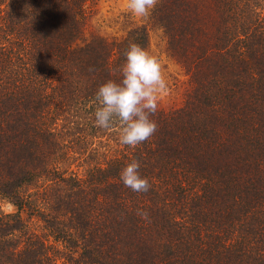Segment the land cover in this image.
<instances>
[{"label": "trees", "instance_id": "1", "mask_svg": "<svg viewBox=\"0 0 264 264\" xmlns=\"http://www.w3.org/2000/svg\"><path fill=\"white\" fill-rule=\"evenodd\" d=\"M93 1L0 0V264H264V0H159L186 87L135 148L95 94L150 28L86 35Z\"/></svg>", "mask_w": 264, "mask_h": 264}, {"label": "clouds", "instance_id": "2", "mask_svg": "<svg viewBox=\"0 0 264 264\" xmlns=\"http://www.w3.org/2000/svg\"><path fill=\"white\" fill-rule=\"evenodd\" d=\"M159 0H127V7L136 16L147 18ZM122 79L108 80L96 94L95 125L108 130L119 125L120 144L135 148L157 131L152 117L157 113L161 97L168 92L164 68L159 58L137 43H131L125 52ZM139 161L133 159L120 172L126 188L146 193L152 185L140 172ZM137 215L148 218L147 212Z\"/></svg>", "mask_w": 264, "mask_h": 264}, {"label": "rangeland", "instance_id": "3", "mask_svg": "<svg viewBox=\"0 0 264 264\" xmlns=\"http://www.w3.org/2000/svg\"><path fill=\"white\" fill-rule=\"evenodd\" d=\"M87 12L86 35L96 33L108 39H119L130 27L148 24L150 30L146 49L161 61L168 84V92L161 97L159 107L168 109L182 104L185 77L179 66L168 56L162 31L151 26L149 16L141 18L134 15L127 7V0H94L88 4ZM3 209L10 211L12 207L7 203Z\"/></svg>", "mask_w": 264, "mask_h": 264}]
</instances>
